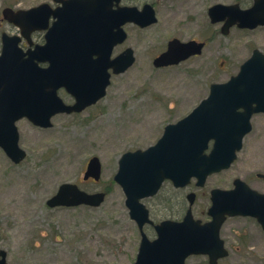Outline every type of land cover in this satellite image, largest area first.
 Listing matches in <instances>:
<instances>
[{
    "label": "water",
    "instance_id": "obj_1",
    "mask_svg": "<svg viewBox=\"0 0 264 264\" xmlns=\"http://www.w3.org/2000/svg\"><path fill=\"white\" fill-rule=\"evenodd\" d=\"M53 1L60 3L55 9L43 3L28 10H7L11 13L8 19L24 36L33 30L47 29L44 45L24 53L15 47L16 40L5 41L0 53V146L15 163L25 157V151L18 146L15 122L25 117L38 127L48 128L53 116L79 113L103 98L111 75L123 73L135 60L130 48L111 58L113 48L126 39L123 25L134 22L143 27L155 21L150 7L139 12L118 6L120 0ZM263 1L255 0L254 6L242 15L215 5L209 9V17L216 22L223 19V14L234 16L223 27V33L234 20L241 27L264 25ZM50 18L55 21L48 27ZM202 47L195 41L172 40L166 51L153 60V66L177 65L200 54ZM40 63L48 66L40 67ZM60 88L75 99L72 105L58 96ZM256 113H264V53L257 49L236 75L227 82L211 84L208 96L188 115L165 126L154 145L121 156L114 181L125 195L129 217L141 230L132 264H185L187 258L198 254H208L216 264L218 258L226 255L219 240V228L226 217L252 216L264 229V195L237 178L231 190H211V222L201 224L194 220L189 209L182 222L156 225L153 240L142 231L150 221L141 199L156 194L164 180L183 188L196 179V186L202 187L209 176L228 169L251 131V118ZM100 176V161L92 157L83 179L98 181ZM104 199V192L87 193L76 184L63 183L46 205L98 207ZM187 199L192 205L195 195L189 194ZM5 255L0 250V264H9Z\"/></svg>",
    "mask_w": 264,
    "mask_h": 264
},
{
    "label": "rangeland",
    "instance_id": "obj_2",
    "mask_svg": "<svg viewBox=\"0 0 264 264\" xmlns=\"http://www.w3.org/2000/svg\"><path fill=\"white\" fill-rule=\"evenodd\" d=\"M50 0H0L5 7L29 9ZM249 0H243L244 3ZM158 6L159 23L145 30H131L125 47L134 50L136 62L124 73L111 77L106 95L79 114L58 115L52 127L33 129L20 123L26 157L11 164L0 149V248L10 264H132L140 235L125 207V196L113 177L120 156L155 144L167 123L186 116L207 97L213 83H223L235 74L253 48L264 52V27L247 33L222 36L219 27H203L200 19L210 3ZM196 22V23H195ZM172 37L206 40L200 57L177 66L155 69L152 59ZM65 95L62 94V97ZM65 98V97H64ZM252 130L245 136L237 159L226 171L210 176L205 186L192 182L182 189V215L188 206L186 195L196 194L195 217L205 216L211 189H228L240 178L264 193V115H255ZM98 157L102 164L98 182L83 181L86 163ZM63 183H75L88 192H106L98 207L49 208L46 201ZM172 192V190H171ZM150 202V201H149ZM148 202V203H149ZM153 217L163 215L150 202ZM241 230L247 242L256 240L264 264V235L249 219L236 218L227 225ZM153 238L149 228L145 229ZM188 258L186 264H194Z\"/></svg>",
    "mask_w": 264,
    "mask_h": 264
},
{
    "label": "flooded vegetation",
    "instance_id": "obj_3",
    "mask_svg": "<svg viewBox=\"0 0 264 264\" xmlns=\"http://www.w3.org/2000/svg\"><path fill=\"white\" fill-rule=\"evenodd\" d=\"M174 2L178 4L177 5L178 8H180L181 5H189L193 9L194 8V4L193 3L198 4L200 2V0H121L120 3H119L120 6L136 8L139 12H142L145 7H150L152 9V11H153L152 16L155 18L154 22H152L150 25L143 26V27L138 25V24H136V23H134V22H128L125 25H123V30L126 33L125 41L127 40V37L129 35V32H131V30H133V29L134 30H145V29H149V28L154 27L155 25H157L159 23L158 6L160 5V7L161 6L167 7L170 4H173ZM47 3H49L51 5L50 7L52 9H55L59 5L57 3H54L53 0H50ZM254 4H255V0H249L246 3H244L243 0H224V2H216V3H212L211 2L209 5L206 6V9H205L206 11L202 14V17H200V19L203 21V27L208 28V30L211 29V28L219 27V32H220V34L222 36H228V35H230L231 33H234V32H238V33L244 34V33L256 30L258 28H262V27H264V25H257L256 27H253V28L252 27H241L239 22L234 20L227 27L226 33H223L222 32L223 31V27L227 23H229L230 20L234 19V16H232L231 13L230 14H223V19L222 20H219V21L217 20L216 22H212L211 18L209 17V9L212 8L215 5H223L224 7L228 8V9H231V11L233 13H240V15H242V12H246V11L250 10L254 6ZM113 8H117V6L114 4ZM7 10H9L11 12H16L19 9L15 8V7H5L0 12V53L3 50V46H4V42L5 41L13 42V40H16L15 47L19 48L23 52H28L29 50H34L36 46H42V45L45 44V42H46L45 34H46L47 30H33V31L29 32L27 36H24L22 34L21 29L19 27H17L12 21H10V19H8L11 16V13L9 11H7ZM246 15H248V14H246ZM243 19L245 20L244 17H243ZM53 21H54L53 18L49 19V21H48V26L49 27L52 25ZM172 40H178V41H180L182 43L195 41L197 43L203 44V47H202V50H201L200 54L191 55L186 60L181 61L177 65H180L181 63L193 60L194 58L200 57L202 55V53H203L204 48L207 46L206 40H198V39H193V38L182 40V39H180L178 37H172V38L168 39V41L166 42L165 48L162 51H160L152 59V65H153V60L157 56L162 54L164 51H166L168 43L170 41H172ZM122 44H119V45L115 46L113 51H115V49L118 46H121ZM127 48H130V47H125L124 49H122V51H120L117 54L112 52L111 58L119 56ZM130 49H132V48H130ZM255 49H257V48H253L252 49L251 54H252V52ZM257 50L261 51L260 49H257ZM132 51H133V56H134V59H135L134 63H135L136 62V57H135V53H134L133 49H132ZM261 52L264 53L263 51H261ZM251 54L245 60H243L241 62V64L239 65L238 71L235 74L230 75L229 78L226 81H228L232 76L236 75L239 72L240 67L251 56ZM177 65H171V66H177ZM40 66L41 67H47L48 63H41ZM171 66H167V67H154L153 66V67L155 69H162V68H168V67H171ZM119 74H122V73H119ZM119 74H114L112 76L119 75ZM226 81H224V82H226ZM57 92L60 95V97L63 99L65 104L72 105L75 102V99L70 94H67L65 89L60 88V89H58ZM62 94L65 95L64 96L65 98L62 97ZM97 102H99V101H97ZM97 102L94 103L93 105H90L89 107L94 106L95 104H97ZM89 107H87V108H89ZM75 114H79V113H71V114H64V115H75ZM58 115H62V114H58ZM58 115H55V116H58ZM260 115H264V114H260ZM52 119H51V122H52ZM22 122L29 124L30 126H32L33 129H36V130L49 129V128L38 127V126L34 125L33 123H31L26 118H22V119L17 120L15 122V126H16V130H17V134H18V145L21 148H22V145L24 146V143L22 142L23 141L22 140L23 139L22 130L18 126ZM176 122L167 123L166 125L174 124ZM0 149L4 152V150L2 149L1 146H0ZM136 150H140V149H136ZM136 150H134V151H136ZM4 154L6 155V158L9 161V163L16 164L9 155H7L5 152H4ZM259 175H264V173L256 174L258 179L264 181V178L260 177ZM89 181H93L92 178H89V179L86 180V182H89ZM192 182H194V186L197 187V188H202V187L205 186V184H204L202 187H198V186H196V181L195 180H191L188 185H186L183 188H180V187H175L170 180H165L162 183L159 191L155 195H153L151 197L144 198L143 200H141L143 202L144 206H145V209H146V211L148 213V219L150 221L149 223H145L142 231L147 235L145 229L149 228L150 232H152V235L154 236L153 238H149V236L147 235V237L150 240L155 239V236H156V234H155V226L156 225H160L161 223H165V222H172V223L173 222L174 223L175 222H182L186 212L189 209L191 210V214L193 216V219L194 220H199L201 224H205V223L211 222L213 220L211 215H209V213H208L209 209L211 207L210 192L213 189H211L210 192H209L210 204H209L208 208H206L205 216H202V218H197V217L194 216V214L192 212V206H193L194 202H193L192 205H190L189 201L187 199V196L189 194H194L195 195V199H196V194L194 192H189L186 195V200L188 201V206H187V209L185 211V214L182 215L180 192H181L182 189H187L188 187H190ZM244 182L252 190L258 192L259 194L264 195L263 192H260V191H258L256 189L252 188L246 181H244ZM229 189L230 188H228L226 190H229ZM171 190H172V192H171ZM91 193H93V192H91ZM152 200H154V203L158 206L157 208H160V212H161V214H163L160 217V219H157V217L154 218L153 215H152L153 213L151 214L150 202ZM261 213L264 216V208H262ZM236 218H245V219L251 220L253 223H255V225L257 226V228L259 230V232H261L264 235L263 226L258 221V219L255 218V217H252V216L226 217L224 222L221 224V226L219 228V240L222 242V250L226 252V255L224 257L218 258L217 261H216V264H260L261 263V252H260V248L258 246L259 245L258 242L256 240H251V241L247 242L243 237H241V230H238V228H234V227L229 228L227 226L228 222L230 220H234ZM135 224H136V222H135ZM136 226H137V229H138V232H139V235H140V239H141V230L139 229L137 224H136ZM0 250H3V249L0 248ZM5 253H6V251H5ZM189 258L195 259V263L194 264H213L210 261V258H209L208 254L191 255ZM5 259H6V262L9 263L8 260H7V253L5 255Z\"/></svg>",
    "mask_w": 264,
    "mask_h": 264
}]
</instances>
